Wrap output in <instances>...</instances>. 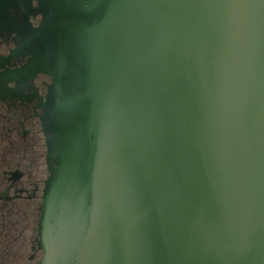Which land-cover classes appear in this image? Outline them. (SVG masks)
<instances>
[{
	"label": "water",
	"instance_id": "obj_1",
	"mask_svg": "<svg viewBox=\"0 0 264 264\" xmlns=\"http://www.w3.org/2000/svg\"><path fill=\"white\" fill-rule=\"evenodd\" d=\"M51 1L83 159L42 264H264V0Z\"/></svg>",
	"mask_w": 264,
	"mask_h": 264
},
{
	"label": "flooded vegetation",
	"instance_id": "obj_2",
	"mask_svg": "<svg viewBox=\"0 0 264 264\" xmlns=\"http://www.w3.org/2000/svg\"><path fill=\"white\" fill-rule=\"evenodd\" d=\"M54 16L51 0L0 4V264L43 263L44 190L50 181L53 239L62 231L59 198L83 159L79 79L66 35L48 29Z\"/></svg>",
	"mask_w": 264,
	"mask_h": 264
}]
</instances>
